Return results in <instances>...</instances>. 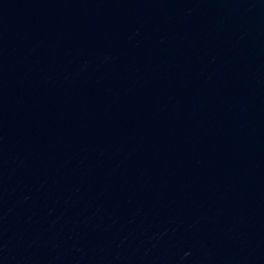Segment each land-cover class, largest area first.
Masks as SVG:
<instances>
[{
  "label": "water",
  "instance_id": "95a60500",
  "mask_svg": "<svg viewBox=\"0 0 264 264\" xmlns=\"http://www.w3.org/2000/svg\"><path fill=\"white\" fill-rule=\"evenodd\" d=\"M0 264H264V0H0Z\"/></svg>",
  "mask_w": 264,
  "mask_h": 264
}]
</instances>
